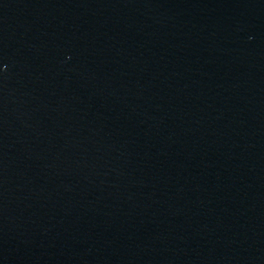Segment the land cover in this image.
<instances>
[{
  "label": "water",
  "instance_id": "water-1",
  "mask_svg": "<svg viewBox=\"0 0 264 264\" xmlns=\"http://www.w3.org/2000/svg\"><path fill=\"white\" fill-rule=\"evenodd\" d=\"M0 264H264V0H0Z\"/></svg>",
  "mask_w": 264,
  "mask_h": 264
}]
</instances>
